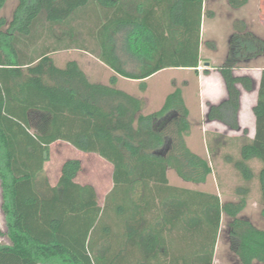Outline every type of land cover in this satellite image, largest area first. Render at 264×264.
Masks as SVG:
<instances>
[{"label":"trees","instance_id":"1","mask_svg":"<svg viewBox=\"0 0 264 264\" xmlns=\"http://www.w3.org/2000/svg\"><path fill=\"white\" fill-rule=\"evenodd\" d=\"M6 2L0 0V11ZM202 10L203 0H17L11 20L0 17V264H148L150 256L168 254L166 237L195 242L198 234L200 259L211 264L222 216L239 264H264V228L241 216L249 191L236 202H221L215 194L168 183L169 170L192 185L204 184L212 173L211 164L186 145L191 125L181 90L144 115L141 99L115 87L117 76L140 81L170 68L196 71ZM118 34L138 63L136 73L124 69L116 53ZM70 49L112 70L109 84L91 81L76 61L56 65L52 55ZM260 58L264 39L235 22L217 68L227 97L209 106L206 120L239 131L242 91L256 86L255 134L241 144L232 167L251 182V163L260 165L264 217V69L257 85L237 73ZM58 141L112 166L102 207L91 186L74 181L80 160L62 164L54 187L44 180L50 146Z\"/></svg>","mask_w":264,"mask_h":264},{"label":"rangeland","instance_id":"2","mask_svg":"<svg viewBox=\"0 0 264 264\" xmlns=\"http://www.w3.org/2000/svg\"><path fill=\"white\" fill-rule=\"evenodd\" d=\"M17 6V0H7L4 8L0 11V17L4 18L7 22H9L12 18V15ZM220 12L222 14L228 13L230 10L223 4H216L213 0H206L205 10L203 11V16L201 19V37L205 44H210L207 42L212 39L213 28L215 27V22L209 17L211 11L214 10ZM230 13H234L233 15L238 17H244L248 23V26L253 34L264 39V0H249L247 5L243 8L237 9V11H233ZM56 33L60 34V30H56ZM116 53L121 60V63L128 72L136 73L138 71V63L136 59L132 58L127 52L122 48V34H118L116 36ZM212 43V42H211ZM209 53L207 51V47L205 48L203 44L202 48V57L208 56ZM54 62L58 66H63L68 61H76L81 67L86 71V73L90 76L89 78L96 83H101L104 85L109 84V80L111 77V72L105 68L104 64H102L98 59L94 56L86 55L83 51L79 49H70V50H61L52 55ZM175 80H183L190 79V85L185 90V101L187 106L190 109V123L193 138H191V142L195 147L197 154L202 155L204 153L203 145L204 136L201 132L200 124V112H199V104H198V84L196 77L194 74H187V72L178 71V70H167L161 73L156 78L150 80L147 84V89L145 92L140 91L139 85L132 84L131 82L120 80L116 84V88L132 96H146L144 102L147 108V112H154L160 106H162L163 96L170 92L172 88H170L169 79ZM143 92V93H142ZM203 122V121H202ZM246 125L252 124L251 119H246ZM199 124L197 127L196 124ZM217 124L206 125V130H210L213 127L221 128V126H216ZM203 129V125H201ZM190 141V139H187ZM208 140V138H207ZM186 141V139H185ZM209 141V140H208ZM73 151V150H72ZM215 156L213 158L212 152L208 149V154L210 156L212 171L214 175L208 176L207 180L202 185H191L185 184L181 180H179L172 171H168V179L170 185L177 188H192L199 189L205 192H218L220 195V199L222 202H233L237 201L239 197L234 195V189L239 184L236 178V172L233 167L230 165H221L220 159L223 155H231L232 157L236 156L233 149H229L228 152H214ZM74 158V152H71V148L62 142L53 143L50 146L49 160L45 163V171L44 176L51 183H55L60 175L61 165L65 160ZM82 167L81 171L75 178V181L82 185L91 186L96 194L97 202L100 207L103 206L106 195L112 188V166L97 159L95 156H85L82 159ZM259 164L255 161L251 163V167L253 170L258 171ZM241 184V183H240ZM117 196L111 199V204L119 199L120 195L118 193ZM262 206L259 203V193L256 189H253L249 192V196L247 199V204L241 216L250 220L257 228H264V217L261 215ZM107 221L105 220L104 224ZM227 222V218L222 216L220 223V234L218 237L217 248L215 251V264H234L229 260V255L231 254L228 246L227 240V231L225 229ZM104 224H100L99 230L97 234L94 236L100 235L102 232V227ZM0 231H5V218L4 214L1 210V197H0ZM96 239V238H95ZM177 245V243H176ZM258 264V263H254Z\"/></svg>","mask_w":264,"mask_h":264},{"label":"crops","instance_id":"3","mask_svg":"<svg viewBox=\"0 0 264 264\" xmlns=\"http://www.w3.org/2000/svg\"><path fill=\"white\" fill-rule=\"evenodd\" d=\"M248 1L249 0H245L244 4L239 8H232L229 5V0H213V2L216 4L219 3L221 5L224 3L226 5V7L229 8V10L231 12L237 11V9L245 7L247 5ZM205 3H206V0H203V10L202 11L205 10ZM230 11L226 14H222L220 12H217V11H215V9L211 11V14L209 15V17L212 19L213 22H215V27L213 28L212 39L207 41V42H210V44H208V43L205 44L206 41H204L201 37L202 28L200 29V40H201L200 41V49H199L200 63H199V67L197 68L196 71H194L193 69L170 68V69L162 70V71L150 76L149 78H146V79L140 80V81L139 80H128V79H124V78L117 76L115 86H116L117 82H119L120 80H125V81L128 80V82H131L132 84L139 85L140 91L145 92L147 89V84L150 82V80L156 78L161 73H163L167 70H178V71L187 72V74H191V73L194 74V76L196 77V80H197V84H198V93L195 95H197V97H198V104L200 103L199 104V112H200L201 123L199 122V124H200V128H201V132H202L204 139H205L204 140L205 144L203 145L204 146L203 147L204 153L202 155L197 154V152L195 150L196 146H194L191 142V138H193V136H192V133L190 131H189L188 135L185 137L186 145L191 150V152H193L194 154L198 155L199 157L207 160L210 164L212 161L210 160V156L208 154V149L211 150L213 158H214V156H215L214 152L215 151L219 152L221 154L222 152H228L229 149L231 148L235 152L236 156L232 157L231 155H224V153H222L223 155L221 156L220 164L232 166L233 161L237 160L239 157L238 152H239V148H240L241 144L247 139L252 140L254 137V134H255V118H254V114H253V107L255 106L256 101H257V92H256V86L254 87L252 92L242 91L241 100H240V110H239V114H238V121H239V125H240L239 131H235V132L229 131L224 126H222L221 124H218L216 122H208L206 120V115L208 113L209 106L218 105L220 102L225 100L227 97V92H226V88L224 85V81H223L220 73L218 72L217 68L219 66H221V64L223 63V61L226 57V54L228 51L229 37L234 32V23L235 22H241L246 27L247 31L252 32L244 17L240 18L238 16H235V15H233L234 13H230ZM202 16H203V12H202ZM203 44H204L205 48L207 47V51L209 53V55L205 56V57H202ZM85 54L87 55V53H85ZM205 64H207V66H205ZM80 67H81V65H80ZM105 68H107V70H109V72H111V74H112L111 77H112L114 75L112 70H110L106 66H105ZM263 69H264V58H260V59L256 60L255 62H253L252 64H250L249 67L241 68V69L237 70V73L240 75H250L253 78V80L255 81V85H257L259 82V79H260L261 71ZM82 70L84 71L83 68H82ZM204 70H206L207 72H204ZM84 73L88 76V78L90 77L86 73V71H84ZM169 83L171 85L170 88H172V90L170 92H168L167 94H165V96H163V102H164V100L168 94H170L175 89L179 88L182 92V97H183L185 106L189 112V115H188V120H189L190 109L187 106L186 101H185V93H186L185 90H186V88L189 87V85L191 83L190 79H187V80L183 79V80L178 81V80L170 78ZM134 97L141 99L143 102H144V99L146 98V96H134ZM163 102H162V104H163ZM146 106L147 105H145V103H143L142 114H144V115L152 113V112H147ZM160 107L158 109H160ZM245 118L251 119L252 124L250 123V125H246V123L244 122ZM189 122H190V120H189ZM199 124L198 123L196 124L197 127L199 126ZM211 124H217L216 126L219 125V126H221V128L213 127L210 130H208V129L206 130V125H211ZM190 125H191V123H190ZM201 125H203V129H202ZM190 129H191V127H190ZM242 130H245L246 133L243 134ZM207 138L209 141L207 140ZM187 139H190V141H188ZM62 143L69 146L71 148V152H74V158H71V159L80 160L82 163V159L85 156H95L97 159H99L103 162H106L95 154L84 153V152H81V151L75 149L74 147H72L68 143H65V142H62ZM107 164H109V163H107ZM44 171H45V164H44ZM235 172H236L237 182L239 183L233 191L234 195L236 197H239L238 195L240 194L241 191L247 190V191L251 192L253 189V186H254V189H256L258 191V183H257V179H256L257 171L254 170L255 176L251 182H244L236 170H235ZM211 175H214L213 171H212ZM44 178H45V176H44ZM167 179H168V171H167ZM44 180H46L48 182V185L50 187H54L58 181L57 180L55 183H51L46 178ZM168 183L170 185L169 179H168ZM183 183L189 184L186 182H183ZM80 185H82V184H80ZM170 186H172V185H170ZM184 189L201 191L199 189H192L189 187L188 188L184 187ZM208 193H211V192H208ZM212 194L217 195L220 199V195L218 192H212ZM220 201H221V199H220ZM233 202H235V201H233ZM219 234H220V228H219V232H218V237H219ZM199 236H200V234H198V237ZM198 237L195 240V242H193L191 240H185L182 238V239H180V243L174 242L173 240L170 241L166 237L165 238V241H166L165 249L167 250L168 254H165V255H163L162 253H160L159 255H157V254L153 255L152 254L153 256H150L148 264H155L156 262H159L161 264H163V263L164 264H203L204 261L202 259H200V240L198 239ZM176 243H177V245H176ZM217 243H218V238H217L214 254H213L212 259H211V264H215L214 263L216 260L215 259V251L217 248ZM178 250H181L180 254L177 253ZM229 260L231 261V263L239 264L238 258L232 253L229 255ZM133 261L136 263L142 262V255L140 254V252L138 250L136 251V253L133 254Z\"/></svg>","mask_w":264,"mask_h":264},{"label":"water","instance_id":"4","mask_svg":"<svg viewBox=\"0 0 264 264\" xmlns=\"http://www.w3.org/2000/svg\"><path fill=\"white\" fill-rule=\"evenodd\" d=\"M205 66H207V64H205Z\"/></svg>","mask_w":264,"mask_h":264}]
</instances>
